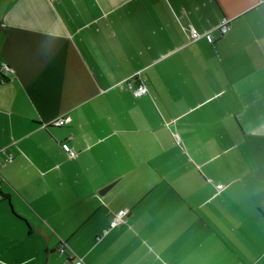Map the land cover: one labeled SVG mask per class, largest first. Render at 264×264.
I'll return each mask as SVG.
<instances>
[{
	"label": "crops",
	"instance_id": "obj_1",
	"mask_svg": "<svg viewBox=\"0 0 264 264\" xmlns=\"http://www.w3.org/2000/svg\"><path fill=\"white\" fill-rule=\"evenodd\" d=\"M4 64L0 264H264V0H0Z\"/></svg>",
	"mask_w": 264,
	"mask_h": 264
},
{
	"label": "built area",
	"instance_id": "obj_2",
	"mask_svg": "<svg viewBox=\"0 0 264 264\" xmlns=\"http://www.w3.org/2000/svg\"><path fill=\"white\" fill-rule=\"evenodd\" d=\"M50 2H54L55 0H49ZM230 22L231 19L229 17H225L222 22L216 27L218 30H220V32L222 34H225L229 31L230 28ZM213 29L208 30L206 32H200L198 31L196 28H194L193 26H191L190 29V40L191 41H196L199 40L203 37H207L212 39L213 38ZM4 70H9L10 72L14 73L15 69H13L12 67H10L8 64H4L1 69L0 72L4 71ZM138 77V74L133 75L131 77H129L126 81L125 84L127 86V88H129L133 94L135 96H142L145 94L150 93L149 91V87L142 82H139L138 84L135 83V79ZM71 119V117L68 116H64V117H60L59 119H57L54 123L56 125H61L63 123H65L66 121H69ZM175 139L177 140V142L181 141V136L178 133H175ZM69 154L70 157H76L78 152L74 149H70L69 150ZM10 158H12V154L10 155ZM217 187L223 188L224 185L223 184H218ZM128 213V209H124L119 211L118 213H116V216L114 218V220L112 221V226L117 225L119 222L123 221L125 216ZM59 251L61 253H69L70 256L74 259L75 264H83L85 261L83 259V257L76 255V253L73 251V249L68 245V243L64 240L61 241L60 246H59Z\"/></svg>",
	"mask_w": 264,
	"mask_h": 264
},
{
	"label": "water",
	"instance_id": "obj_3",
	"mask_svg": "<svg viewBox=\"0 0 264 264\" xmlns=\"http://www.w3.org/2000/svg\"><path fill=\"white\" fill-rule=\"evenodd\" d=\"M114 183H111L109 185H107L106 187H104L102 190H101V193H105L108 189H110L112 186H113Z\"/></svg>",
	"mask_w": 264,
	"mask_h": 264
},
{
	"label": "trees",
	"instance_id": "obj_4",
	"mask_svg": "<svg viewBox=\"0 0 264 264\" xmlns=\"http://www.w3.org/2000/svg\"><path fill=\"white\" fill-rule=\"evenodd\" d=\"M55 124V123H54Z\"/></svg>",
	"mask_w": 264,
	"mask_h": 264
}]
</instances>
